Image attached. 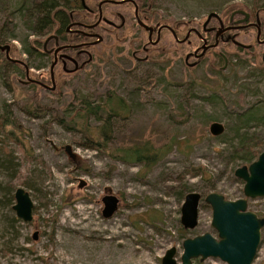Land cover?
Segmentation results:
<instances>
[{
	"label": "rangeland",
	"instance_id": "1",
	"mask_svg": "<svg viewBox=\"0 0 264 264\" xmlns=\"http://www.w3.org/2000/svg\"><path fill=\"white\" fill-rule=\"evenodd\" d=\"M21 1L0 0V45H8L9 57L26 64L29 78L50 86L49 59L40 53L46 35H33L24 26L17 11ZM97 1L84 3L94 8ZM134 1L149 6L142 14L145 21L173 27L178 39L189 28L202 34L201 24L210 12L227 25L235 10L247 12L250 22L257 16L259 39L264 36V0ZM102 14L117 27L101 23V41L85 47L89 60L83 52L76 72L58 70L50 92L23 83V69L6 63L0 51V113L2 104H7L25 148L21 151L0 133V148L9 151L6 158L12 164L0 167V264H160L171 246L179 264L184 238L204 232L216 236L203 196L208 192L228 200L243 196V182L233 175L239 165L229 159L237 140L235 130H245L264 148V123L253 120L264 113L263 44L256 42L254 28L226 30L215 46L202 52L193 32L177 42L163 30L155 46L138 51V57L147 55L142 61L130 56L146 41L145 31L134 23L131 6L106 4ZM73 18L91 16L78 10ZM210 26L218 27L212 17L206 27ZM206 35L202 34L207 44H212L213 32ZM109 91L127 105L112 119L111 146L144 147L149 142L162 148L161 157L147 167L113 160L87 147L79 132L65 130L53 118L54 110L43 108L56 109L84 96L100 100ZM245 112L247 122L241 117ZM214 121L223 125L219 135L208 132ZM192 168L200 170L191 173ZM78 178L84 180L81 187ZM16 187L26 190L32 201L28 222L11 209ZM105 188L118 198L117 209L108 218L100 214ZM190 191L201 198L197 223L187 229L179 222V208L182 193ZM246 208L264 218V197L247 198ZM198 263L225 264L212 257L192 259V264ZM251 264H264V226Z\"/></svg>",
	"mask_w": 264,
	"mask_h": 264
},
{
	"label": "water",
	"instance_id": "2",
	"mask_svg": "<svg viewBox=\"0 0 264 264\" xmlns=\"http://www.w3.org/2000/svg\"><path fill=\"white\" fill-rule=\"evenodd\" d=\"M125 0H102L98 4V19L100 18L99 5L102 2H114L119 3ZM82 7L86 8L84 0H80ZM238 13L242 14V19L238 22L245 21L248 17V13L243 10H235L231 12V15ZM211 17L218 19L216 13L210 12L206 15L205 20L201 24L203 29L205 24L210 20ZM98 21V20H97ZM135 21L138 26L143 30L147 31L148 40L150 41V33L152 28L147 26L135 14ZM97 22L89 25L93 27ZM255 27V40L258 43H264V37L259 40V28L255 23H248L243 26ZM161 27V26H160ZM157 29V33L160 29ZM162 27L168 29L177 42L185 40L189 32H193L197 37L200 38L199 33L194 28H189L186 31V36L178 39L174 31L167 25ZM232 29V27H224L218 30L214 34V42L211 45L205 44L204 39H200L202 44L200 45V51L202 52L209 46H215L216 36L222 31ZM91 36L96 39L91 44L97 43L101 40V37L97 34ZM49 38L46 37L44 43ZM154 43V42H153ZM78 46V45H77ZM0 50L3 51L4 57L13 62H17L23 65L25 75L27 76L28 68L18 59H12L8 55L9 46L0 45ZM200 52V53H201ZM223 67L226 64V59L223 54ZM261 62L264 64V46L260 56ZM53 63L50 65V81L51 89H53V76H52ZM28 81V79H26ZM223 131V125L219 122H211L208 125V132L211 135H219ZM64 150L70 158L73 155L70 152L68 145L64 146ZM233 175L239 178L242 183V194L243 196L234 200H228L217 192H208L202 198L203 202L206 203L210 208V226L216 233L213 236L209 232H204L192 237H186L181 241V254L179 256V264H192V259L198 258L199 261L205 258L212 257L217 258L225 264H251L260 239V229L264 226V218L257 216L254 212L248 210L247 198L264 197V149H262L256 156V158L248 164L238 166L234 169ZM77 187H81L84 184V180L78 178ZM104 194L100 197L102 208L100 210L101 216L104 218L110 217L118 206V198L111 194L108 189H104ZM201 195L195 191H190L183 196L182 203L179 211V222L183 228L191 229L197 223L198 204ZM14 203L11 205L15 216L24 222L31 220V208L32 201L29 194L22 187H16L13 191ZM32 239H35V232L32 234ZM175 248L173 246L167 248L160 258V264H176L175 260ZM199 264V263H198Z\"/></svg>",
	"mask_w": 264,
	"mask_h": 264
},
{
	"label": "trees",
	"instance_id": "3",
	"mask_svg": "<svg viewBox=\"0 0 264 264\" xmlns=\"http://www.w3.org/2000/svg\"><path fill=\"white\" fill-rule=\"evenodd\" d=\"M258 1L262 0H253L254 3ZM78 10L85 13L80 0H22L17 8L24 26L33 35L54 33L59 38L69 37L64 28L70 21L69 13L72 14ZM81 20L89 22L92 21V18L89 20L81 18ZM219 58L223 60L221 56ZM6 63L11 62L7 61ZM260 64L263 63L260 62ZM114 102L116 106H113ZM43 108L50 111L54 110L53 118L65 130L79 132L80 141L84 145L104 153L113 160L142 162L144 167H147L160 158L163 153L162 148H155L149 142H145L144 147L137 145V143L131 146H111L112 119L115 115H119L120 111L127 110V105L119 96L110 91L100 100H93L90 96H84L78 98L74 103L67 102L65 106H60L56 109L48 106H44ZM247 113L245 112L241 115L246 122L250 119L249 115L246 116ZM253 120H259L264 123V113ZM0 133L16 144L21 151L25 150L23 141L19 138L13 126L11 112L7 104H2ZM234 133L237 140L230 150L229 159L232 162H236L239 166L248 164L264 148L259 141L252 135H248L245 130L240 132L239 128H237ZM9 155L8 150L0 148V167L3 166L2 168H4L7 164L12 165L11 159L6 158ZM199 170V168H192L190 172L194 173ZM186 193L188 192H183L182 195ZM11 199L12 194H9L7 201H11ZM12 220L16 219L13 218ZM8 225L12 227V224L9 223Z\"/></svg>",
	"mask_w": 264,
	"mask_h": 264
},
{
	"label": "flooded vegetation",
	"instance_id": "4",
	"mask_svg": "<svg viewBox=\"0 0 264 264\" xmlns=\"http://www.w3.org/2000/svg\"><path fill=\"white\" fill-rule=\"evenodd\" d=\"M102 0H98L97 3L95 4L94 8L92 7H88L86 5V8L82 7V9L85 11V14H90L91 18L94 17V19L92 21L89 22H84L81 19H75L73 18V14L75 13H69V19L70 21L66 24V27L64 28V31L69 34V37L67 38H59L56 34L54 33H50L48 35H46V37L49 36V38L47 39V41L44 43V40L41 44V50L40 53L44 54L45 56H47V58L49 59V65H48V80L50 83V86L44 84L43 82L36 80V79H32L28 77V72H27V76L25 75V71H24V67L22 64L17 63V62H13V61H9L17 66H20L23 69L24 75H25V81H23V83H31L34 85H37L39 87H41L42 89H46L49 92L52 91L55 87H53V89H51V81H50V65L53 63V67H52V76H53V84L54 82V77L56 76L57 71H61L63 74H71L77 71V69H79L81 67L82 62L78 63V60L81 56V54L86 53L87 54V60H89L90 55L87 53V51L85 50V47H87L88 45H91L90 42L94 41L96 39V37L91 36L92 34H97L100 36L99 32H98V28L100 27L101 23L107 24L109 26H111L112 28H116L117 25H115L112 21H110L109 19H107L106 17H104L103 13V8L106 4H111V5H118V4H129L132 8V16H133V20L134 23L136 24L135 21V14L136 16L139 18L140 21H142L144 24H146L147 26H150L152 28V31L150 33V41L148 40V34L147 31L143 30L140 26H137L142 29L143 31H145L146 33V41L145 44L141 45L140 48H134L133 50L130 51V56L135 59V60H146L147 59V55H143V57H138V51H144L146 49L147 46H155L157 44V42L160 39L161 36V32L163 30H166L170 33V31L164 27H162L163 25H167V24H163V23H158V22H150V21H145V19L143 18L142 14L146 13L148 11V7L145 8L143 6H138V4L134 1V0H125L123 2H119V3H114V2H102L99 5V11H100V18L98 19V4L99 2H101ZM234 15V14H233ZM233 15H231V13L229 14L228 18H227V25L223 26V23L221 22V20L214 18L217 21V25L218 27L214 30V27L210 26V27H206L207 23L205 24L204 28L202 30V33L206 34L208 32H213V42H214V34L218 31L221 30L224 27H235V26H240L241 24L245 25L248 23H251L248 18L250 17L248 14V17L245 21L242 22H238V20L242 19L243 15L241 14L239 19H233ZM98 20V21H97ZM257 16L254 17V22L258 28H259V36L261 34V30L259 25L257 24ZM97 22L93 27H88L89 25H92L93 23ZM124 23V18H121V24L120 26ZM236 23H241L240 25H236ZM241 25V26H243ZM161 26V27H160ZM169 26V25H167ZM160 27L158 33H157V29ZM175 33V30L169 26ZM255 29L254 26H249ZM224 32V31H222ZM222 32L218 33L216 36V41L218 39V36L221 37ZM171 34V33H170ZM176 34V33H175ZM199 37L198 40L200 39H204L205 40V44L207 45H211V44H207V40L202 36V34L199 33ZM101 37V36H100ZM264 37V36H263ZM262 37V38H263ZM259 38V37H258ZM102 39V37H101ZM260 40V39H259ZM101 41V40H100ZM201 41V40H200ZM154 42V43H153ZM212 42V43H213ZM202 44V41H201ZM264 46V43H261ZM78 45V46H77ZM210 47V46H209ZM1 51V50H0ZM9 52V50H8ZM195 50L193 51L194 54ZM222 57V56H221ZM223 59V58H222ZM186 61V58H185ZM25 66L26 64L24 62H22ZM27 67V66H26ZM28 68V67H27ZM26 79H28V81H26ZM64 149V147H63ZM65 151V150H64ZM66 152V151H65ZM101 214V213H100Z\"/></svg>",
	"mask_w": 264,
	"mask_h": 264
}]
</instances>
